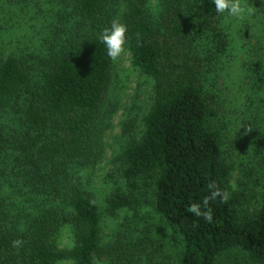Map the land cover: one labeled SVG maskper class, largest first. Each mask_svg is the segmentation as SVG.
<instances>
[{"label":"trees","instance_id":"obj_1","mask_svg":"<svg viewBox=\"0 0 264 264\" xmlns=\"http://www.w3.org/2000/svg\"><path fill=\"white\" fill-rule=\"evenodd\" d=\"M5 1L56 32L42 53L0 36V264H264V0H245L255 12L242 20L210 0H0L1 12ZM113 19L153 103L101 204L93 170L117 108L98 36ZM230 82L257 145L238 190L219 108ZM210 184L228 199L209 200L208 222L191 206ZM63 230L73 244L61 249Z\"/></svg>","mask_w":264,"mask_h":264},{"label":"rangeland","instance_id":"obj_2","mask_svg":"<svg viewBox=\"0 0 264 264\" xmlns=\"http://www.w3.org/2000/svg\"><path fill=\"white\" fill-rule=\"evenodd\" d=\"M3 3L5 9L0 11V30H2L0 36H8L11 40L17 37L27 38L28 48L34 53H42L46 40L52 37L51 32H56V29L52 31L42 30L31 5L24 9L22 6L17 7L13 1ZM13 3L14 5H12ZM27 60L30 65L36 62L29 57ZM234 88L232 82L228 84L227 91L224 85L225 90L223 89L224 94L219 108L222 110L221 115L223 117L225 154L228 159L231 157L235 167L231 184L233 188L238 190L239 180H241V185L246 180L244 171L257 166L251 158L253 148H256L257 145L248 139L250 130L243 117L244 102ZM106 101L108 104L116 106L117 109L110 122L111 128L104 135L105 145L101 162L93 170V188L97 192V198L101 204H104L107 196L115 189L118 178H121L119 173L116 174L115 160L121 152L122 145L136 137L142 130L145 116L153 103L152 84L134 67L128 52L122 53L115 61L114 85ZM130 122L133 123L134 129L131 133L125 134V127ZM250 188L260 192V189L256 190L254 185ZM241 191L248 192L244 189ZM104 213L108 212L105 211ZM124 215L122 219H124ZM107 232L109 234L110 230ZM57 243L61 249L71 247L73 244L72 234L68 230H63L58 236ZM168 248L174 250L173 253L177 252V248L173 245L168 246ZM165 251L168 253V249ZM232 256L234 254H230L228 258ZM143 258L144 260L148 259ZM141 262L143 263V261ZM58 264L75 263L72 260H67Z\"/></svg>","mask_w":264,"mask_h":264},{"label":"clouds","instance_id":"obj_3","mask_svg":"<svg viewBox=\"0 0 264 264\" xmlns=\"http://www.w3.org/2000/svg\"><path fill=\"white\" fill-rule=\"evenodd\" d=\"M214 5L217 13L228 17L242 20L255 12V8L249 6L245 0H210ZM128 31L127 25L122 23L119 19H113L110 26L105 27L100 32L98 39L106 49V55L112 60L117 61L118 58L126 51L128 38L126 33ZM210 196L206 197L202 204L195 203L191 206V211L195 216H203L208 222L212 221V209L209 207V200L217 197L226 201L228 193L215 188L214 185H209ZM21 241H14V246H18Z\"/></svg>","mask_w":264,"mask_h":264}]
</instances>
